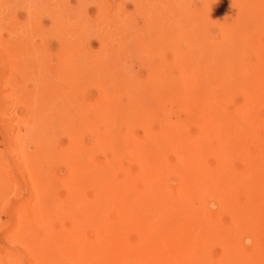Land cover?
<instances>
[{"label":"rangeland","instance_id":"374dc122","mask_svg":"<svg viewBox=\"0 0 264 264\" xmlns=\"http://www.w3.org/2000/svg\"><path fill=\"white\" fill-rule=\"evenodd\" d=\"M91 1L66 0L73 7H78L83 17L92 20L95 4ZM136 1L125 0L122 3V0H117L116 5L126 10L124 14L130 19V27L114 34L118 42L110 59L113 67L109 75L101 83H83L72 96L76 107L79 109L85 105L87 111L83 113L75 108L68 112L56 125L57 131L45 137L41 130L49 125L43 123L28 127V124L42 118L38 105L48 95L49 83L51 86L49 75H45L43 69L55 66L60 55L71 48L74 28L56 31L49 12L39 8V0H0V254H10L14 262L21 259V264H30L28 260L32 250L29 242L35 235L29 225L33 228L49 226L69 210L75 214L79 208L103 204L100 201L104 193L102 179L97 172L95 176L89 171L81 177L71 175V160L81 158L75 154L77 146L81 144L90 152L96 171L104 167L107 159L114 157V177L122 188L133 189L134 199L149 167L146 155L157 143L165 142L169 126L193 127L194 117H191L193 120L186 117L178 106L183 105L184 100L180 104L167 102L161 74L162 71L170 72L173 77L171 73L176 71L169 65L174 61V50L181 51L186 40L179 47L176 44L169 47L165 37H158L155 32L145 33L144 16L137 11ZM182 1L189 13H194L204 3V0ZM226 1L234 6L232 9L236 13V8L243 6V15H246L240 29L231 36L236 48L229 52L231 58L243 56L245 63L232 68V72L237 73L236 80L231 81L233 92L226 93L213 109L220 114L227 112L232 117L231 130L234 122L243 120L242 109L254 112L264 122V0ZM234 15L231 8L212 10L211 20L199 24L200 34L196 42L219 41L222 24L230 23ZM243 15L236 14L239 22ZM175 21L182 22V19L175 18ZM183 23L190 25L191 21L186 19ZM131 29L133 38L120 42L117 37H121L123 32L129 34ZM99 39V35L91 33L87 40L89 50L99 51ZM243 82L248 83L249 92L255 99L253 102L248 101L241 88L236 90ZM257 86L261 89L260 94L255 91ZM130 96L133 102L127 109ZM96 110L99 114L95 113ZM217 122L215 125L210 120L207 126L220 128L223 121ZM103 134L107 135L109 142L96 148V142ZM188 145L179 146L186 152ZM244 153L252 161L247 164L251 170L247 179L249 193L241 195L251 200L244 211L248 216L264 215V187L261 186L264 180V130L261 135L249 136ZM165 157L171 165L176 163L173 152L166 153ZM206 158L210 165L215 163L214 155ZM258 161L262 166L259 174L253 168ZM241 166V162L235 160L231 170L237 173ZM169 178L173 187L179 185L178 174L171 173ZM132 179L133 187H130ZM260 186L262 188L256 191ZM236 197L239 198L238 192L233 193V199ZM176 200L179 203L174 209L163 210L166 218L175 219L180 211H186L187 202L205 215L210 212V216L217 219L211 228L218 232L215 233L218 236L212 237H205L202 232L196 241L199 246L197 252L192 250L191 253L195 254L191 255L189 250L186 254L180 250L176 264H264V224L254 227V224L233 223V212L222 208L213 198L179 195ZM204 203L207 209L203 208ZM36 210L45 214L34 222ZM161 211L156 207L148 215L134 211L133 219L137 223ZM109 215L115 220L114 210ZM18 226L25 228L17 231ZM88 232L91 234L90 230ZM131 237L135 254L133 264H144L142 253L145 245L156 244V240L149 237L141 242L136 232ZM187 240L180 239L179 247L189 243ZM155 253L158 262L163 264L167 250H157L156 246ZM169 253L173 255V251Z\"/></svg>","mask_w":264,"mask_h":264},{"label":"bare ground","instance_id":"6f19581e","mask_svg":"<svg viewBox=\"0 0 264 264\" xmlns=\"http://www.w3.org/2000/svg\"><path fill=\"white\" fill-rule=\"evenodd\" d=\"M123 2L125 0H122ZM91 3L95 4L92 20L88 16V19L83 17L79 8L68 4L66 0H39V8L49 12L56 31L60 32V28H74L71 48L60 55L55 66L43 69L45 75H49L51 86L49 83L48 95L38 105L42 118L28 124V127L43 123L49 125L41 130L45 137L53 135L60 119L77 108L72 96L83 83H101L109 75L113 67L110 59L118 42L114 34L130 27V19L124 14L126 10L116 5L117 0H92ZM223 7L228 10L231 8L235 15L230 23L222 24L220 40L215 43L201 40L197 43L199 24L211 20L212 10L226 11ZM232 8L234 6L226 0H204L201 8L189 13L182 0L136 1L137 11L144 16L145 33L155 32L158 37H165L169 47L175 44L179 47L186 40L181 51L174 50L175 58L169 65L176 71L171 73L173 77L170 72L166 74L162 71L161 74L166 86L167 102L180 104V101L184 100L183 105L178 106L186 117H194V120L191 118L193 127L188 129L182 125L169 126L165 142L157 143L146 155L149 167L143 174L142 185L134 194V199L133 189L127 190L125 186L122 188L114 177V157L107 159L104 167L96 171L97 167H93L94 161L90 152L88 153L81 144L80 147L77 146L75 154L81 155V158L71 160V175L81 177L89 171L95 176L97 172L102 179L104 193L100 201L103 204L93 208H79L75 214L69 210L49 226L33 228L29 225L35 235L29 242L32 250L28 260L30 264H133V232L139 234L141 242L149 237L156 240V244L145 245L142 253L144 264H160L155 253L156 246L157 250H167L163 264H176L175 259L180 250L183 254L188 250L190 253L192 250L197 252L199 246L196 241L202 232L205 237L218 236L214 227L211 228L217 223V219L210 216V212L205 215L189 206L187 202V210L180 211L175 219L165 217L163 210L174 209L179 203L176 200L179 195L216 199L222 208L233 212L235 224L243 222L244 225L254 224V227L264 224V215L248 216L245 213V206H250L251 200L241 196L249 193L247 179L251 170L247 164L252 162L245 155L244 147L249 136L261 135L264 122L254 112L242 109L243 120L234 122V128L230 130L232 117L227 112L220 114L216 110L213 111L226 93L233 92L231 81L233 83L236 80L237 73L232 72V68L243 66L245 63L243 56H229V52L236 48L231 36L237 33L241 23L246 20L243 6L236 8L237 13ZM236 14L243 15L241 22L237 20ZM175 18H181L182 22L175 21ZM186 19L191 21L190 25L183 23ZM131 28L133 29V25ZM132 29L129 34L123 32L121 37H117L118 40L125 42L133 38ZM91 33L100 36L98 52L88 48L87 40ZM237 87L236 90L241 88L246 93L249 102L255 100L249 92L247 82ZM255 91L260 94V87L257 86ZM132 102L133 97L130 96L127 109ZM79 109L83 113L87 111L85 105ZM95 113L99 114L98 110ZM216 115L218 117H214ZM210 120L214 121L215 125L217 121H223L220 122L223 124L220 128H210L207 126ZM108 142L107 135L103 134L98 138L96 148H101ZM184 143L189 144L186 152L179 146ZM168 152L176 155L174 165L165 157ZM210 154L216 158L213 165L207 162L206 157ZM235 160L242 164L237 173L231 170ZM253 168L254 172L259 174L262 168L260 161L255 162ZM171 173L180 177L177 187L171 184ZM261 186L264 187V180ZM261 186L256 188V191L262 188ZM130 187H133V179L130 181ZM234 192L239 193V198L237 196L233 199ZM155 207L162 211L135 223L134 211L148 215ZM203 208L207 209L205 203ZM112 210L116 212L115 220L109 215ZM44 214V211L36 210L33 221L40 220ZM159 225L161 227L157 229ZM24 228L18 226L17 231ZM183 238L190 241L187 240L189 243L179 247L180 239ZM171 251L173 255L169 253ZM4 255L6 257L2 258ZM4 255L0 254V264H21V259L14 262L10 254Z\"/></svg>","mask_w":264,"mask_h":264}]
</instances>
